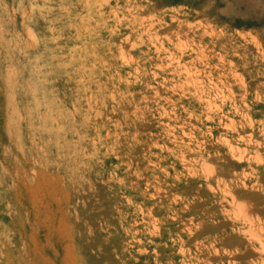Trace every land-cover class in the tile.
<instances>
[{"label": "rangeland", "instance_id": "1", "mask_svg": "<svg viewBox=\"0 0 264 264\" xmlns=\"http://www.w3.org/2000/svg\"><path fill=\"white\" fill-rule=\"evenodd\" d=\"M172 1L0 0V264H264V0Z\"/></svg>", "mask_w": 264, "mask_h": 264}, {"label": "clouds", "instance_id": "2", "mask_svg": "<svg viewBox=\"0 0 264 264\" xmlns=\"http://www.w3.org/2000/svg\"><path fill=\"white\" fill-rule=\"evenodd\" d=\"M24 70V66H18V62L14 63L11 54H9L3 64L0 65V78H3L9 89H16L17 87H19V81L21 76L23 75ZM38 71L39 69L33 68L31 70V73L35 74L38 73ZM40 106L41 102L37 101V110L40 108ZM47 118L48 117L46 115H40L38 112V119L42 121V126L43 122Z\"/></svg>", "mask_w": 264, "mask_h": 264}, {"label": "crops", "instance_id": "3", "mask_svg": "<svg viewBox=\"0 0 264 264\" xmlns=\"http://www.w3.org/2000/svg\"><path fill=\"white\" fill-rule=\"evenodd\" d=\"M179 2H180L179 0H173L171 4L173 6V5H177V3H179ZM238 23H242V24L238 25ZM246 24H250V25H246ZM258 25H260V23H250V22H244V21H239V20L235 24V26L238 28H241V27H248V28L257 27Z\"/></svg>", "mask_w": 264, "mask_h": 264}, {"label": "bare ground", "instance_id": "4", "mask_svg": "<svg viewBox=\"0 0 264 264\" xmlns=\"http://www.w3.org/2000/svg\"><path fill=\"white\" fill-rule=\"evenodd\" d=\"M148 18V17H147ZM97 24V23H96ZM188 27V26H187ZM144 33V32H143ZM166 36V35H165ZM180 49V48H179ZM170 55V54H169ZM198 57V56H197ZM187 71V70H186ZM194 73V72H193ZM159 93V92H158Z\"/></svg>", "mask_w": 264, "mask_h": 264}, {"label": "trees", "instance_id": "5", "mask_svg": "<svg viewBox=\"0 0 264 264\" xmlns=\"http://www.w3.org/2000/svg\"><path fill=\"white\" fill-rule=\"evenodd\" d=\"M240 24H242V23H238V25H240ZM246 25H250V24H246ZM253 25V24H252Z\"/></svg>", "mask_w": 264, "mask_h": 264}]
</instances>
